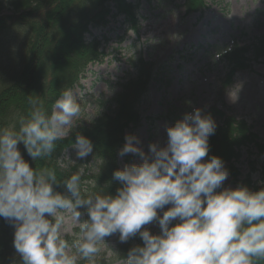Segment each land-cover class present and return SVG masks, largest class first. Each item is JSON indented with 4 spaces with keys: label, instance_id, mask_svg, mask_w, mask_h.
Here are the masks:
<instances>
[{
    "label": "clouds",
    "instance_id": "clouds-1",
    "mask_svg": "<svg viewBox=\"0 0 264 264\" xmlns=\"http://www.w3.org/2000/svg\"><path fill=\"white\" fill-rule=\"evenodd\" d=\"M241 87L236 85L233 101ZM28 103L30 111L20 117L18 129L0 128V218L14 227L13 246L20 264H96L101 245L107 247L105 237L116 233L121 243L137 235L143 242L131 247L121 264L264 261V186L258 191L244 185L217 191L229 171L219 157L202 162L216 123L200 108L167 127L166 145L150 144L148 154L139 147L138 137L126 135L118 154H137L142 162L113 172V180L122 185L115 195L105 191L83 195L84 167L61 182L53 168L30 167L17 147L23 144L33 161L50 157L57 141L77 126L81 105L76 94L64 90L50 112L39 99L29 97ZM69 147L75 150V160L65 155ZM92 153L90 139L77 134L75 142L63 149L68 164L60 166ZM61 184L65 191H54L53 186ZM166 205L171 207L158 215ZM81 208L88 216L83 221ZM153 222L158 223L159 234L143 227ZM67 224L79 229L71 243L65 238Z\"/></svg>",
    "mask_w": 264,
    "mask_h": 264
},
{
    "label": "trees",
    "instance_id": "trees-1",
    "mask_svg": "<svg viewBox=\"0 0 264 264\" xmlns=\"http://www.w3.org/2000/svg\"><path fill=\"white\" fill-rule=\"evenodd\" d=\"M139 1L134 0H0V128L15 125L30 111L29 97L39 99L47 111L66 89L80 86V80L89 66L100 64L105 58L101 42L92 36V30L107 27L110 19L122 17L134 31L137 27ZM185 15L202 14L206 0H185ZM87 36L91 39L87 40ZM10 67H4L10 57ZM225 74L218 80L216 97L211 106L202 112L216 123L215 133L209 137L208 157L216 156L224 161L236 187L244 185L251 191L264 186V164L259 170L258 186L252 175L256 173L254 162L249 161L250 172L240 179L241 172L235 165L243 150L248 156H264V139L253 132L251 126L239 118L223 101L238 72L251 68L253 63L264 61V35L249 46L237 43L218 53ZM135 75L119 84L120 91L109 100L97 101L99 112L88 126L76 127L65 139L57 141V148L50 157L33 161L23 144L17 147L30 167L53 168L57 179L63 181L81 166V161L62 168L63 149L75 142L77 134L89 138L93 153L88 160L94 170L85 168L82 177V194L102 193L115 195L122 185L113 180V172L119 170L118 152L125 144V136L136 129L141 117L139 106L154 81V64L139 57L132 62ZM68 149H71L69 147ZM86 160V162H89ZM63 193L64 186H53ZM83 220L85 208L79 209ZM14 227L0 218V264H20V256L13 246ZM140 237H131L117 245L110 261L104 257L96 264L122 262L128 250L142 246ZM118 253V254H117ZM79 264H87L80 261ZM264 264V261L258 262Z\"/></svg>",
    "mask_w": 264,
    "mask_h": 264
},
{
    "label": "rangeland",
    "instance_id": "rangeland-1",
    "mask_svg": "<svg viewBox=\"0 0 264 264\" xmlns=\"http://www.w3.org/2000/svg\"><path fill=\"white\" fill-rule=\"evenodd\" d=\"M206 1L207 8L202 14L186 16L183 8L185 0H140L136 16L137 32L122 17L111 18L107 27L92 30V36L101 42L105 58L102 63L89 66L80 80V86L73 90L81 105L76 127L88 126L99 112L97 101L111 99L120 91L119 84L135 75L132 62L139 57L154 64L156 79L139 106V126L126 135L138 137L139 147L145 154L149 153L150 144L166 145V128L181 120L185 113H191L194 108L203 112L211 106L216 97L218 80L225 74L218 53L230 48L233 43L249 46L257 37L264 35V0H258V3L257 0ZM12 59L13 56L4 67H10ZM238 84L242 87L238 98L233 101L231 97ZM223 101L264 139V61L238 72ZM65 155L76 159L72 148ZM89 156L82 160L81 167L94 170ZM208 160L209 157L205 156L202 162ZM249 161L254 162L256 173L252 175V180L259 186V170L264 164V156L258 157L255 153L248 156L243 150L242 157L235 163L241 172L240 179L250 172ZM62 162L68 164L64 158ZM141 162L137 154L118 155L120 169L126 164ZM226 187H236L230 176L217 191ZM169 207L171 205L158 209L157 214L162 216ZM80 220L83 221L82 216ZM66 227L69 230L65 238L71 243L75 238L73 233H78L79 229L71 224ZM143 227L151 234L160 233L156 222ZM118 236L116 233L105 237L107 247L101 245L96 260L104 257L110 261L121 243Z\"/></svg>",
    "mask_w": 264,
    "mask_h": 264
}]
</instances>
